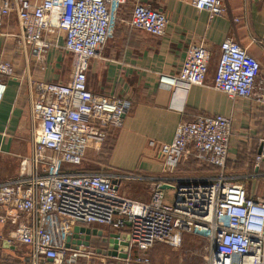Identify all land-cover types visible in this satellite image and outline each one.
Wrapping results in <instances>:
<instances>
[{
    "label": "built area",
    "instance_id": "2783aa9c",
    "mask_svg": "<svg viewBox=\"0 0 264 264\" xmlns=\"http://www.w3.org/2000/svg\"><path fill=\"white\" fill-rule=\"evenodd\" d=\"M128 0H11L0 7V37L5 21L17 18L18 47L33 55L46 70L51 52L62 51L72 61L69 82L35 81L28 72L32 126L30 153L22 157L18 176L0 183V221L15 227L9 245L19 249L26 264H76L92 259V244L67 247L77 227L126 234L128 261L149 264L157 244L174 246L179 234L206 240V264H264V197L251 196L245 183L226 176L176 186L173 203L166 202L161 184H155L150 202L120 193L122 181L107 172L81 168L87 157L95 160L111 130L123 127L130 109L128 99L97 95L88 87L92 59L112 36L120 9ZM193 8L211 18L227 17L222 0H192ZM169 20L163 12L138 4L128 25L153 37L166 35ZM213 84L231 99L253 100L264 107L261 64L235 40L220 47ZM212 51L199 43L188 48L179 72L160 74L159 83L206 85ZM16 79L11 62L0 63V106L6 80ZM234 121L224 116H199L181 122L172 143L160 154L177 163L194 156L212 166H226ZM255 168L264 165V135ZM264 176V173H263ZM96 239V238H95ZM120 240V239H119ZM121 242V241H120ZM75 245V250L72 247ZM20 254V253H19Z\"/></svg>",
    "mask_w": 264,
    "mask_h": 264
},
{
    "label": "crops",
    "instance_id": "0c3cea01",
    "mask_svg": "<svg viewBox=\"0 0 264 264\" xmlns=\"http://www.w3.org/2000/svg\"><path fill=\"white\" fill-rule=\"evenodd\" d=\"M10 1L0 0V7ZM191 1L128 0L120 9L112 36L98 57L90 62L87 74L90 91L128 99L131 106L123 127L110 131L107 145L93 161L95 166L85 171L121 177L122 181L116 182L119 189L137 201L150 202L155 184L167 185L166 195V191H172L170 186L197 183L220 175L240 181L257 174L255 168L252 175L249 172L261 151L264 107L253 100L231 99L211 85L220 56L219 47L227 38L235 40L260 62L261 80L264 81V0H222L227 17L214 18L206 11L195 10ZM138 4L166 14L169 24L165 36L153 37L129 27L128 22ZM3 33L0 63H13L16 79L6 80L7 89L0 106V183L16 178L22 157L30 153L32 113L28 72L35 81L67 83L72 68L69 57L62 51L53 50L47 59L46 70L41 71L32 48L27 49L25 55L18 47L20 28L14 14L5 21ZM199 43L212 51L206 85L180 83L169 87L160 84L159 75L179 72L188 48ZM199 116H224L234 121L227 167L218 171L204 169L194 156L171 163L160 154L162 145L173 142L181 122ZM89 158L86 160L90 161ZM248 192L253 196L251 191ZM14 230L11 224L0 221V264L15 261L26 264L13 253L15 248L8 243L14 237ZM111 234L121 233L110 231L106 236ZM5 242L10 248L3 247ZM183 244L184 235L179 234L175 245L167 246L180 249ZM102 251L97 256L115 259L105 253L108 248H102ZM166 251L165 246L157 244L149 254L153 261L159 262Z\"/></svg>",
    "mask_w": 264,
    "mask_h": 264
},
{
    "label": "rangeland",
    "instance_id": "374dc122",
    "mask_svg": "<svg viewBox=\"0 0 264 264\" xmlns=\"http://www.w3.org/2000/svg\"><path fill=\"white\" fill-rule=\"evenodd\" d=\"M94 160H86L84 163L83 167L81 168L82 170H91L92 166H95V163L93 162ZM255 163V162H254ZM252 169L249 173L251 175L253 174V170L256 167L255 164L252 165ZM256 169V168H255ZM260 177H244L242 180H235L237 182H243L246 183V187L251 193L257 194L258 196L264 197V176L263 173ZM116 183V180H114V184ZM129 186V185H128ZM127 187V186H125ZM122 189H120L121 193ZM175 191H166V202L168 204L173 203V197H174ZM130 198L134 199L132 195L129 193L126 194ZM135 200V199H134ZM101 230H104L106 235L109 232V228L106 226H100ZM184 235V244L181 246L182 248L180 249H172L169 248L167 245L160 244L161 246H165L167 251L165 252V256L158 261H153L152 257L150 254H148L150 263L149 264H166V260H168V264H206L207 259L209 257V248L206 243V240L203 238H199L197 236L188 234V233H183ZM73 250H75V245L72 247ZM13 253L18 256L21 255V252L19 249L15 248L13 250ZM20 253V254H19ZM168 253L169 256H166ZM170 257V258H169ZM155 262V263H154ZM76 264H138L134 263L133 261H123L119 259H107L105 257H99L97 256L96 258L92 259H81L79 260Z\"/></svg>",
    "mask_w": 264,
    "mask_h": 264
},
{
    "label": "water",
    "instance_id": "95a60500",
    "mask_svg": "<svg viewBox=\"0 0 264 264\" xmlns=\"http://www.w3.org/2000/svg\"><path fill=\"white\" fill-rule=\"evenodd\" d=\"M163 186H164L162 187L163 190L167 188V185L166 186L163 185ZM168 188L172 190L175 189V187L173 186H170ZM75 233L76 234L74 235L73 238L68 239V243H67L68 248H70L71 245L73 244H76V245L83 244L85 248L82 250L86 251L87 248L90 247L92 240L97 238V239H101L104 243H108V252H105L108 256L116 258V259L118 258L127 259L128 258L129 244L126 242L128 237L124 233L120 235L111 234L110 236H106V234H104L102 231H97V229L84 228V227H77L75 229ZM7 244L8 243L5 242L3 247L10 248ZM13 248L14 247H12V249ZM100 252L101 253L103 252L102 249H98V253Z\"/></svg>",
    "mask_w": 264,
    "mask_h": 264
},
{
    "label": "trees",
    "instance_id": "16d2710c",
    "mask_svg": "<svg viewBox=\"0 0 264 264\" xmlns=\"http://www.w3.org/2000/svg\"><path fill=\"white\" fill-rule=\"evenodd\" d=\"M108 139H109V135H108V137H107V139H106V141H105V143H104V147H102V149H101V152H100V154L102 153V150H103V148H105V146L107 145V141H108ZM100 154H99V156H100ZM100 158V157H99ZM98 158V159H99ZM255 159H256V157H255ZM107 159L105 158V161H106ZM197 160V159H196ZM95 161V160H94ZM199 161V160H198ZM201 164H202V166L204 167V169H206V168H208L207 170H213V171H218L220 168L219 167H215V166H212V165H210V164H208V163H204V162H201V161H199ZM228 163V162H227ZM225 167H227V164H226V166ZM259 173H264V165L259 169V171H258ZM92 244L96 247V248H98V249H102V248H108V243H104L101 239H94V240H92ZM12 264H19L18 262H14V263H12Z\"/></svg>",
    "mask_w": 264,
    "mask_h": 264
}]
</instances>
